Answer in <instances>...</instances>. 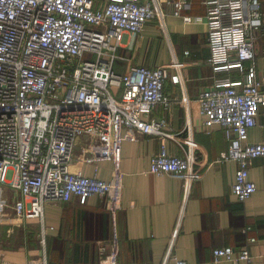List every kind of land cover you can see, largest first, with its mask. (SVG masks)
<instances>
[{"label": "built area", "instance_id": "obj_1", "mask_svg": "<svg viewBox=\"0 0 264 264\" xmlns=\"http://www.w3.org/2000/svg\"><path fill=\"white\" fill-rule=\"evenodd\" d=\"M204 4L209 63L217 72H244L245 62L255 59L258 35L264 29L260 1L204 0ZM156 18L164 23L158 0H111L99 7H94V0H0V217L10 205L7 193L15 197L16 217L28 223H42L47 202L69 201L73 196L82 204L100 196L109 211H120L125 188L120 171L104 180L71 170L82 136H92L95 146L110 149L117 165L125 129L194 145L191 137L167 132L164 116L143 118L160 105L170 109L165 83L170 78L183 84L180 64L173 65L174 75L163 66H132L123 74L113 70L124 35L141 33ZM263 86L264 79H258L251 66L241 79H218L196 99L206 117L204 124L224 130L229 146L222 158L238 163L232 192L241 202L257 191L250 179V162L264 157V141H249V131L264 106ZM183 102L189 113L190 100ZM196 162L193 151L182 157L168 153L163 145L151 157L150 172L180 177L187 196L203 176L202 167H194ZM184 208L161 264H189L174 252ZM40 241L43 244L44 237ZM247 241L238 253L231 246L216 248L213 264L250 262L248 245L256 239ZM107 248L103 245L98 264H120L116 243ZM0 264L17 263L0 258Z\"/></svg>", "mask_w": 264, "mask_h": 264}, {"label": "crops", "instance_id": "obj_2", "mask_svg": "<svg viewBox=\"0 0 264 264\" xmlns=\"http://www.w3.org/2000/svg\"><path fill=\"white\" fill-rule=\"evenodd\" d=\"M110 1L94 0V7ZM259 1L264 28V0ZM158 4L164 23L156 18L147 22L141 33L125 34L116 49L113 70L123 74L132 66H163L174 75L177 69L173 65L180 64L183 84H174L170 78L165 83L170 109L160 105L143 118L149 121L164 116L167 132L191 137L194 145L125 129L122 159L117 165L110 149L95 146L92 136L80 137L71 170L104 180L120 171L125 184L122 209L109 211L100 196L90 197L85 204L73 196L69 201L47 202L42 223H28L16 217L12 208L15 197L7 193L10 205L0 217V258L17 264H98L103 245L110 250L116 243L120 264H161L185 206L174 247L180 259L189 264H213L216 248L231 246L238 253L252 237L256 241L248 245L250 262L218 264H264V157L250 162V179L257 184V191L245 202L239 201L232 192L238 163L222 158L229 146L224 130L204 124L206 117L196 101L218 79H241L251 66L257 78L264 79V29L258 35L255 59L245 62L244 72H217L209 63L204 0H158ZM185 17L192 19L185 21ZM185 98L190 100L189 113ZM249 141H264V106L257 125L249 131ZM163 145L172 155L185 157L193 151L194 167L203 169L202 178L187 196L180 177L150 172L151 157Z\"/></svg>", "mask_w": 264, "mask_h": 264}, {"label": "rangeland", "instance_id": "obj_3", "mask_svg": "<svg viewBox=\"0 0 264 264\" xmlns=\"http://www.w3.org/2000/svg\"><path fill=\"white\" fill-rule=\"evenodd\" d=\"M90 56L88 54L85 55V59H88ZM26 226V225H25Z\"/></svg>", "mask_w": 264, "mask_h": 264}]
</instances>
